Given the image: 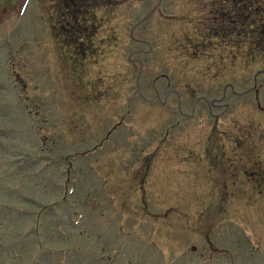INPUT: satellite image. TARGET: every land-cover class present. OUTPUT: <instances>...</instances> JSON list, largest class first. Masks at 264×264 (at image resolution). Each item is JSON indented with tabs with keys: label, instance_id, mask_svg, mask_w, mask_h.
<instances>
[{
	"label": "rangeland",
	"instance_id": "obj_1",
	"mask_svg": "<svg viewBox=\"0 0 264 264\" xmlns=\"http://www.w3.org/2000/svg\"><path fill=\"white\" fill-rule=\"evenodd\" d=\"M217 14L0 11V264H264V56Z\"/></svg>",
	"mask_w": 264,
	"mask_h": 264
},
{
	"label": "trees",
	"instance_id": "obj_2",
	"mask_svg": "<svg viewBox=\"0 0 264 264\" xmlns=\"http://www.w3.org/2000/svg\"><path fill=\"white\" fill-rule=\"evenodd\" d=\"M253 4L256 8V20L253 27H250L248 18H251ZM217 10L222 17H230L233 20L238 18V38L232 39L235 45L242 47L243 42L248 39L246 35L253 32L252 45L249 44L248 55L256 57L258 54L264 56V0H216ZM217 14V15H219ZM229 36L228 32L225 33ZM232 34H230L231 36ZM218 36V35H217Z\"/></svg>",
	"mask_w": 264,
	"mask_h": 264
},
{
	"label": "flooded vegetation",
	"instance_id": "obj_3",
	"mask_svg": "<svg viewBox=\"0 0 264 264\" xmlns=\"http://www.w3.org/2000/svg\"><path fill=\"white\" fill-rule=\"evenodd\" d=\"M30 0H0V11L3 10L7 5H11V8L17 7L18 5H22L24 2L26 4L29 3ZM222 154L219 156H223V151H221ZM218 153V151H217Z\"/></svg>",
	"mask_w": 264,
	"mask_h": 264
}]
</instances>
